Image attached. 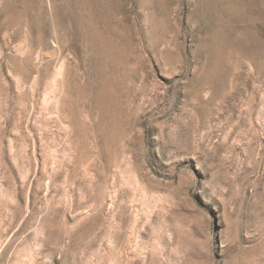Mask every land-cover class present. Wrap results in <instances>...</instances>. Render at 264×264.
Here are the masks:
<instances>
[{"label": "rangeland", "instance_id": "obj_1", "mask_svg": "<svg viewBox=\"0 0 264 264\" xmlns=\"http://www.w3.org/2000/svg\"><path fill=\"white\" fill-rule=\"evenodd\" d=\"M0 264H264V0H0Z\"/></svg>", "mask_w": 264, "mask_h": 264}, {"label": "bare ground", "instance_id": "obj_2", "mask_svg": "<svg viewBox=\"0 0 264 264\" xmlns=\"http://www.w3.org/2000/svg\"><path fill=\"white\" fill-rule=\"evenodd\" d=\"M62 231V230H61Z\"/></svg>", "mask_w": 264, "mask_h": 264}]
</instances>
